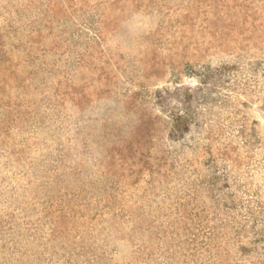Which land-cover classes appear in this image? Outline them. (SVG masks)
<instances>
[{"label": "rangeland", "instance_id": "rangeland-1", "mask_svg": "<svg viewBox=\"0 0 264 264\" xmlns=\"http://www.w3.org/2000/svg\"><path fill=\"white\" fill-rule=\"evenodd\" d=\"M0 264H264V0H0Z\"/></svg>", "mask_w": 264, "mask_h": 264}]
</instances>
